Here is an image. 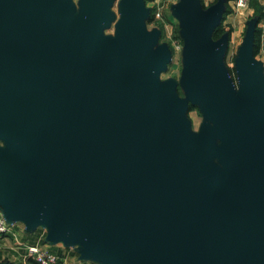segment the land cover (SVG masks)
I'll return each instance as SVG.
<instances>
[{"label":"water","instance_id":"1","mask_svg":"<svg viewBox=\"0 0 264 264\" xmlns=\"http://www.w3.org/2000/svg\"><path fill=\"white\" fill-rule=\"evenodd\" d=\"M112 0H0V213L44 224L106 264H264V76L252 24L236 56L240 97L211 40L224 0H178L190 99L210 123L187 133L142 0H123L117 48L99 42ZM95 53L92 60L91 55ZM172 84V83H171ZM215 140L224 176L211 165ZM224 182L225 188L214 190ZM229 195V197H228Z\"/></svg>","mask_w":264,"mask_h":264},{"label":"rangeland","instance_id":"2","mask_svg":"<svg viewBox=\"0 0 264 264\" xmlns=\"http://www.w3.org/2000/svg\"><path fill=\"white\" fill-rule=\"evenodd\" d=\"M80 0H66L72 7V18L75 20L80 14ZM227 8L229 12L222 16L221 14V28L224 33L228 34L226 43V49L224 51L221 65L225 71L226 79L231 87V94L234 98L239 99L240 97V81L236 74V56L239 46L244 38L245 31L248 25L252 24V10L246 6L242 10H237L233 6L234 0H227ZM226 1V2H227ZM256 3L261 7L264 13V0H255ZM123 0H112L109 4L107 11L111 14V19L107 26L100 30L99 42H109L117 48L119 56V69L120 79L125 77L126 68V57L125 50L122 45V9ZM214 0H202V9L211 5ZM201 6V4H200ZM157 18V17H156ZM145 30L152 32V29H159L157 43L152 48L156 50L159 47H164L167 53V62L164 68L159 71L157 75V89L160 92L162 88L172 87V90L178 101L184 105L183 119L187 123V133L193 137H198L203 128H210V123L201 115L198 108L194 105L192 99H190L189 91L186 87L187 81V68L188 60L185 58V42L182 38L184 29L180 24V21L174 16L173 10L171 12L170 19L168 21L158 22L157 20L152 21L146 19ZM261 30V34L264 35V20L258 24ZM261 39V35H260ZM95 53L91 55V59L95 58ZM255 61H260L261 58L258 55L253 56ZM259 59V60H258ZM172 83V84H171ZM220 146L219 141L215 140L213 156L211 158V165L217 167L222 175L224 176L225 168L217 161V150ZM0 151L5 154L15 157L16 153L12 149H6L4 144L0 142ZM225 184L222 182L214 188V190L224 189ZM229 197V195H228ZM72 249L78 250V244L73 241L67 242ZM32 259L26 257V264H32ZM85 260V259H84ZM86 264H106L98 257L87 258Z\"/></svg>","mask_w":264,"mask_h":264},{"label":"crops","instance_id":"3","mask_svg":"<svg viewBox=\"0 0 264 264\" xmlns=\"http://www.w3.org/2000/svg\"><path fill=\"white\" fill-rule=\"evenodd\" d=\"M200 2L202 4V0ZM142 3L151 24L155 20L168 21L178 0H142ZM152 30L159 32L158 28ZM258 55L262 60L264 56V35L262 34ZM32 245L55 254L61 264H86L87 259L80 254L79 250L72 249L66 242L51 240L44 224L32 226L22 217L10 220L7 231L0 235V264H26L25 248Z\"/></svg>","mask_w":264,"mask_h":264},{"label":"trees","instance_id":"4","mask_svg":"<svg viewBox=\"0 0 264 264\" xmlns=\"http://www.w3.org/2000/svg\"><path fill=\"white\" fill-rule=\"evenodd\" d=\"M214 1H216V0H214ZM226 1L227 0H224V2H223L222 16L224 14H226L227 12H229V9L227 8V5H226ZM199 4H201L200 0H199ZM247 6H248V8H250L252 10V17H253V20H252V55L254 56L257 54V52L260 48L261 30L258 27V24L264 20V13H263L261 7L256 3L255 0H248ZM201 7H202V4H201ZM221 19H222V17L220 18V21H219L218 25L216 26V28L211 33L210 38L212 41L218 40L223 35H225L226 39H228V34L224 33L222 31ZM30 261L32 262V264H37L33 260H30Z\"/></svg>","mask_w":264,"mask_h":264},{"label":"built area","instance_id":"5","mask_svg":"<svg viewBox=\"0 0 264 264\" xmlns=\"http://www.w3.org/2000/svg\"><path fill=\"white\" fill-rule=\"evenodd\" d=\"M248 0H234L233 6L237 10L246 8ZM262 67V73H264V56L260 61ZM8 229V223L5 221L3 215L0 213V235L5 233ZM25 257L32 259L37 264H61L58 257L46 250H43L37 246H27L25 248Z\"/></svg>","mask_w":264,"mask_h":264},{"label":"flooded vegetation","instance_id":"6","mask_svg":"<svg viewBox=\"0 0 264 264\" xmlns=\"http://www.w3.org/2000/svg\"><path fill=\"white\" fill-rule=\"evenodd\" d=\"M263 74V73H262Z\"/></svg>","mask_w":264,"mask_h":264}]
</instances>
